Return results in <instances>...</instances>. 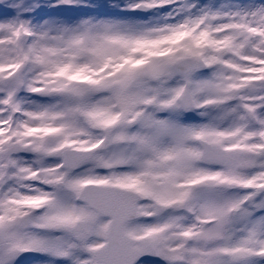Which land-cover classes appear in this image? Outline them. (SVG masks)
<instances>
[{
  "label": "snow or ice",
  "instance_id": "obj_1",
  "mask_svg": "<svg viewBox=\"0 0 264 264\" xmlns=\"http://www.w3.org/2000/svg\"><path fill=\"white\" fill-rule=\"evenodd\" d=\"M0 264H264V0H0Z\"/></svg>",
  "mask_w": 264,
  "mask_h": 264
},
{
  "label": "rangeland",
  "instance_id": "obj_2",
  "mask_svg": "<svg viewBox=\"0 0 264 264\" xmlns=\"http://www.w3.org/2000/svg\"><path fill=\"white\" fill-rule=\"evenodd\" d=\"M95 2L99 4H107L109 0H95Z\"/></svg>",
  "mask_w": 264,
  "mask_h": 264
}]
</instances>
